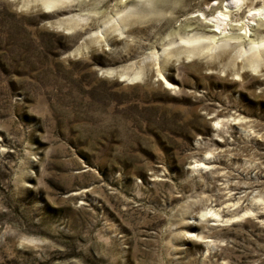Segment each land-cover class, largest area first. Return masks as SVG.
<instances>
[{"label": "rangeland", "instance_id": "1", "mask_svg": "<svg viewBox=\"0 0 264 264\" xmlns=\"http://www.w3.org/2000/svg\"><path fill=\"white\" fill-rule=\"evenodd\" d=\"M223 1L0 0V264H264V52L177 41Z\"/></svg>", "mask_w": 264, "mask_h": 264}, {"label": "bare ground", "instance_id": "2", "mask_svg": "<svg viewBox=\"0 0 264 264\" xmlns=\"http://www.w3.org/2000/svg\"><path fill=\"white\" fill-rule=\"evenodd\" d=\"M57 1L58 0H38V3L41 7L46 8L52 6ZM140 1L144 2L145 0ZM250 1L252 0H224L220 8L214 9L213 13L205 18L208 23L201 28L202 35L193 34L177 37V41L181 44V54H186L187 52L189 54L191 51H197L202 48L206 52V50L209 49L236 47L238 51V65H245L252 69L258 62H256V60L260 58L261 54L264 52V34L253 40L249 39L248 35L251 31L249 25L255 27L256 25L264 24V0H259V5L255 7L250 5ZM239 5L244 6L246 17L244 19L228 18V7L233 6L237 8ZM127 11H129V9ZM122 14L124 13L122 12ZM196 14L201 15L199 10L196 11ZM257 16L260 17V19L258 18L259 20L255 19L250 22L253 17L257 18ZM246 18L248 21H245ZM233 28L237 31L230 33L229 30ZM241 39H246L243 44L240 43ZM209 213L214 214L213 212Z\"/></svg>", "mask_w": 264, "mask_h": 264}]
</instances>
